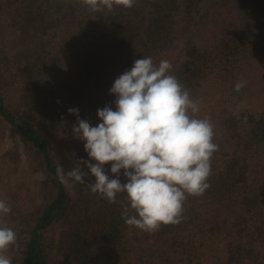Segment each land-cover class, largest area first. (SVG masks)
<instances>
[{"label":"trees","instance_id":"obj_1","mask_svg":"<svg viewBox=\"0 0 264 264\" xmlns=\"http://www.w3.org/2000/svg\"><path fill=\"white\" fill-rule=\"evenodd\" d=\"M149 56L171 62L219 146L210 187L188 197L180 223L153 233L126 225V193L109 203L91 192L94 176H67L89 157L65 128L77 121L69 108L88 121L115 109L114 80ZM237 81H246L239 92ZM263 83L264 0H134L101 11L80 0H0V124L18 134L30 176L42 175L29 199L30 181L0 171V200L12 209L0 227L17 234L12 264H264Z\"/></svg>","mask_w":264,"mask_h":264},{"label":"clouds","instance_id":"obj_2","mask_svg":"<svg viewBox=\"0 0 264 264\" xmlns=\"http://www.w3.org/2000/svg\"><path fill=\"white\" fill-rule=\"evenodd\" d=\"M67 2V0H66ZM93 11L114 6L131 8L134 0H80ZM172 64L152 57L134 61L130 70L119 75L110 88L116 99L97 110L101 121L92 126L81 119L78 108H69L77 121L72 126L75 138L84 141L88 160L67 173L76 182H88L93 194L115 203L119 193L128 201L122 218L129 228L153 233L161 225L178 224L189 196H201L210 187L212 157L218 150L214 130L207 118H198L199 102L191 98L178 78L171 74ZM246 81H237L239 92ZM92 161H95L93 163ZM111 163L109 178L105 165ZM82 165L90 170L85 171ZM121 169L127 182L120 180ZM57 176L67 183L65 173L57 167ZM11 206L0 200V215L11 212ZM129 210L134 214L128 215ZM17 234L0 227V264H12L7 252L16 244Z\"/></svg>","mask_w":264,"mask_h":264},{"label":"rangeland","instance_id":"obj_3","mask_svg":"<svg viewBox=\"0 0 264 264\" xmlns=\"http://www.w3.org/2000/svg\"><path fill=\"white\" fill-rule=\"evenodd\" d=\"M262 90H264V83L261 85ZM261 90V91H262ZM262 93V92H261ZM257 103H261L262 98L260 91L255 97L253 98ZM92 108V106H89L88 109ZM92 126H96L101 121L95 120V121H89ZM76 122H68L65 126V128L72 132V126ZM24 146L21 143V140L18 137V134L8 128L4 124H0V171H4L6 174L11 173V179L14 178H25L28 181H30V198H33L38 191V181L41 179L42 175L40 173H35L33 177L30 176V173L32 174V168L31 164L29 166V163L27 162V158L24 152ZM51 149L54 152H57V146L51 142ZM24 169L29 170V174H26L24 172ZM17 171L18 174L13 175V172ZM34 174V173H33Z\"/></svg>","mask_w":264,"mask_h":264}]
</instances>
